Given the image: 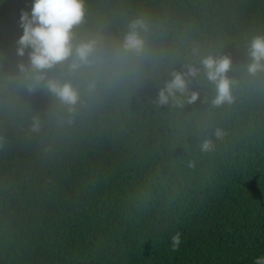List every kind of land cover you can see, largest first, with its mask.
<instances>
[{"label":"trees","instance_id":"obj_1","mask_svg":"<svg viewBox=\"0 0 264 264\" xmlns=\"http://www.w3.org/2000/svg\"><path fill=\"white\" fill-rule=\"evenodd\" d=\"M32 4L0 0V264L264 257V72L245 67L252 37L264 35V0H85L77 40L98 37L111 65L130 22L143 18L148 54L124 59L116 73L51 70L80 88L71 115L46 90L29 93L18 71L28 64L27 52L16 55L19 19ZM207 55L232 59L231 104L213 106L203 69L189 86L199 94L194 103L179 94L156 103L173 71L201 67Z\"/></svg>","mask_w":264,"mask_h":264},{"label":"clouds","instance_id":"obj_2","mask_svg":"<svg viewBox=\"0 0 264 264\" xmlns=\"http://www.w3.org/2000/svg\"><path fill=\"white\" fill-rule=\"evenodd\" d=\"M86 11L85 0H33L31 11L22 10L19 19L23 33L16 41V55L24 57L27 52L28 64L20 62L17 68L28 82L27 90L29 93L46 90L70 115L76 112L77 105L81 103L80 88L70 80L49 77L51 70L60 66L75 74L85 69L102 72L110 67L116 73L125 69L122 63L124 59L145 58L148 54L144 33L149 31V26L143 18H137L130 22L128 31L115 45L116 51L109 65L101 52L98 37L87 40L76 38L74 30L85 23ZM248 56L250 62L245 66L247 73L255 76L264 72V35L252 37ZM199 64L201 67L187 64L185 71H173L171 79L159 89L156 103L166 105L170 99L176 102L178 94L187 95L188 103H194L199 94L191 92L189 95V86L203 69L207 81L215 86V96L211 101L213 106L231 104L234 81L228 73L233 70L232 59L227 55H207L199 59ZM100 79L101 76L96 75L89 81L90 92L96 90ZM41 123L38 116L34 117L32 130L39 132ZM67 123L71 124L72 120L69 119ZM215 135L219 138L223 133L217 129ZM201 149L210 151L212 142L204 140ZM179 243L177 233L172 237V245L175 248ZM255 264H264V257L257 259Z\"/></svg>","mask_w":264,"mask_h":264}]
</instances>
